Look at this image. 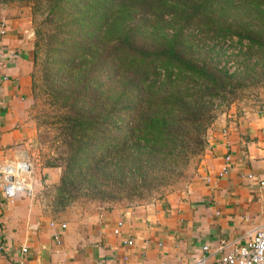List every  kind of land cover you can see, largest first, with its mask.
Masks as SVG:
<instances>
[{
  "label": "trees",
  "instance_id": "16d2710c",
  "mask_svg": "<svg viewBox=\"0 0 264 264\" xmlns=\"http://www.w3.org/2000/svg\"><path fill=\"white\" fill-rule=\"evenodd\" d=\"M0 2L42 8L33 95L41 89V123L54 130L41 144L46 166L61 169L55 214L142 200L182 178L205 149L215 102L235 87L217 45L237 40L246 73L251 59L264 64V0Z\"/></svg>",
  "mask_w": 264,
  "mask_h": 264
},
{
  "label": "crops",
  "instance_id": "0c3cea01",
  "mask_svg": "<svg viewBox=\"0 0 264 264\" xmlns=\"http://www.w3.org/2000/svg\"><path fill=\"white\" fill-rule=\"evenodd\" d=\"M33 39L28 16L0 9V264H219L264 226V108L219 116L198 176L185 188L141 206L55 214L52 189L61 171L39 163L43 147L27 117ZM19 161L31 165V193L7 200L5 168ZM52 221L67 226L59 244Z\"/></svg>",
  "mask_w": 264,
  "mask_h": 264
},
{
  "label": "rangeland",
  "instance_id": "374dc122",
  "mask_svg": "<svg viewBox=\"0 0 264 264\" xmlns=\"http://www.w3.org/2000/svg\"><path fill=\"white\" fill-rule=\"evenodd\" d=\"M0 9H7L15 14H20L21 16H28L30 19V24L34 31V39L35 40V26L37 23L41 22L39 16L34 15L35 13L41 12L42 8L34 7L33 3H13L9 5H5L0 2ZM39 9V10H37ZM237 40L233 42H226L224 44L217 45V50H225V53L220 52L219 55L215 58V62L218 64L219 68H225L228 70V73L234 76L235 87L231 92L230 97L226 98L224 101H216L215 102V110H216V118L212 125L209 127L206 136V146L203 153L195 159L191 165L185 170L184 176L180 179L177 178L175 182L170 183L167 186L159 187L158 190L153 192L151 195L146 196V198L142 200L135 201H123L120 203H110V202H83V203H74L70 205L63 211L57 212L63 218H68L70 215L72 216L74 213V208H82L83 210L90 209L94 207H111V206H123V207H135L141 206L155 200H159L172 192L181 190L185 188L189 183L193 181L194 178L198 176L199 167L203 161L204 155L206 151L210 148V132L219 118L220 115L228 112L229 110L236 109L241 112L251 111V110H260L264 108V64L255 65V60L251 59L250 67L251 72H244L243 63L245 57L237 56L240 50V45L236 43ZM245 52V48H243ZM40 61V60H39ZM255 62V63H254ZM261 63V62H260ZM246 64V62L244 63ZM47 111V106L44 103V98L41 89L34 93L32 96V101L27 109V117L30 122L33 123L35 129H37V143H42V139L50 140L54 136L53 127L50 125H44L41 123L42 118L44 117ZM42 116V117H41ZM41 118V119H40ZM40 134V137H39ZM42 138V139H41ZM43 148L38 146L37 149V157L39 163L42 167L46 166L47 161H52L51 159V151L50 144L45 143L41 144ZM55 156V155H52ZM60 169L59 167H51ZM61 171V169H60ZM162 185V184H161Z\"/></svg>",
  "mask_w": 264,
  "mask_h": 264
},
{
  "label": "built area",
  "instance_id": "2783aa9c",
  "mask_svg": "<svg viewBox=\"0 0 264 264\" xmlns=\"http://www.w3.org/2000/svg\"><path fill=\"white\" fill-rule=\"evenodd\" d=\"M4 34V27L1 30ZM229 161V157L226 158ZM228 171L225 166L220 175L226 174ZM31 174V165L27 161H19L13 165H9L5 168V179L3 185V194L7 200H13L17 192L28 190L31 193V189L28 185V177ZM251 178V175L247 176ZM53 228V238L59 244V231L67 228L65 223L58 224L54 221L50 223ZM122 223L119 222L114 229V234H119ZM127 244L131 245L132 242L128 241ZM205 249H207L205 247ZM219 264H264V226L256 230L254 235L248 240V242L233 252L223 255L220 258Z\"/></svg>",
  "mask_w": 264,
  "mask_h": 264
}]
</instances>
